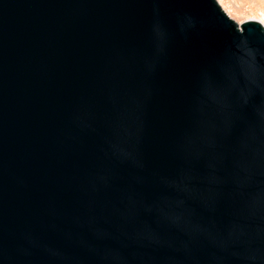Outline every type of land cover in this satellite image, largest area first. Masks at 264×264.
Listing matches in <instances>:
<instances>
[{"label": "water", "instance_id": "water-1", "mask_svg": "<svg viewBox=\"0 0 264 264\" xmlns=\"http://www.w3.org/2000/svg\"><path fill=\"white\" fill-rule=\"evenodd\" d=\"M0 264H264V28L0 0Z\"/></svg>", "mask_w": 264, "mask_h": 264}, {"label": "rangeland", "instance_id": "rangeland-1", "mask_svg": "<svg viewBox=\"0 0 264 264\" xmlns=\"http://www.w3.org/2000/svg\"><path fill=\"white\" fill-rule=\"evenodd\" d=\"M223 12L237 25L256 21L264 28V0H216Z\"/></svg>", "mask_w": 264, "mask_h": 264}, {"label": "bare ground", "instance_id": "bare-ground-1", "mask_svg": "<svg viewBox=\"0 0 264 264\" xmlns=\"http://www.w3.org/2000/svg\"><path fill=\"white\" fill-rule=\"evenodd\" d=\"M217 2V1H216ZM219 5V4H218ZM239 26V25H238Z\"/></svg>", "mask_w": 264, "mask_h": 264}]
</instances>
